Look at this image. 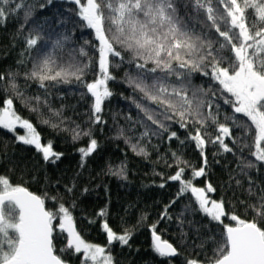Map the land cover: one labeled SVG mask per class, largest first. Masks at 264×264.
<instances>
[{"label":"snow or ice","instance_id":"6c2138e0","mask_svg":"<svg viewBox=\"0 0 264 264\" xmlns=\"http://www.w3.org/2000/svg\"><path fill=\"white\" fill-rule=\"evenodd\" d=\"M72 2L77 6L80 25L93 31L95 43L85 40L78 49H68L65 59V43L71 37L45 39L38 34L41 26L37 25L25 40L32 63L31 69L24 73L25 79L38 82L44 89L50 83L74 81L86 90L82 96L90 94L93 98L90 122L101 124L102 106L113 95L109 88V82L115 80L112 69L125 62L134 67V73L126 72L124 80L139 94L140 99L134 103L142 114L138 122L145 131L136 143L130 137H125V143L137 155L145 157L148 152L140 141L150 138V134L156 137L166 134L169 142L175 139L181 145L194 143L202 158L201 166L197 168L172 152L177 170L167 179L179 183L177 199L189 193L193 198L182 216L197 211L223 227L220 240L212 238L216 245L212 255L205 253L203 259H187L186 264H264V187L257 194L256 182L249 175L251 170L264 166V0H188L185 8L191 7L195 15L186 13L187 19L179 14L177 0ZM21 9L27 22L32 16L31 6H26L23 0H0V21ZM86 46L92 49V55ZM33 51L35 55H31ZM125 54H129L128 59ZM89 73H94V78L86 80ZM17 75L0 74V81L7 79V85L0 86L14 94L2 100L0 128L12 132L18 142L34 146L44 161L54 162L62 153L53 150L51 141L42 143L37 127L15 109L14 99L24 100L16 83ZM195 75L208 78L213 85L205 88L194 84ZM33 99L40 101L39 96ZM221 100L233 113L224 115V122H221ZM53 115L60 116V112L53 111ZM241 118L246 119L241 121ZM173 124L187 133L184 140L171 130ZM17 127L24 130L23 135L17 133ZM51 127L59 125L51 124ZM234 129L242 130L244 137L234 136ZM70 131L74 141L88 138L87 146L78 149L83 167L86 158L98 148V142L91 128L84 130L76 125ZM118 135L124 136V129ZM249 135L251 143L247 142ZM209 144L218 145L223 153L236 155L237 175L248 179L246 191L256 197V203L248 205L253 212L251 219L229 213L223 198H213L217 189L210 182L196 185V179L206 176L205 150ZM187 170L191 176L185 179ZM124 172L122 164L113 174L123 176ZM235 183L242 186L240 179ZM67 191L71 192L72 188ZM46 198L14 184L10 176L0 173V264H67L63 253L69 250L82 253L81 264H115L108 246L114 241L127 244L130 232L117 234L105 220L102 228L108 245L89 242L77 229L69 207L59 203L55 210H49L45 207ZM175 202L165 207L161 219H171L168 208ZM191 203L196 205L195 209ZM98 215L104 217L107 212L102 209ZM225 219L234 223H225ZM151 230L152 247L159 256L178 255L177 248L161 238L156 224ZM63 234L66 245L58 250L55 240Z\"/></svg>","mask_w":264,"mask_h":264},{"label":"trees","instance_id":"16d2710c","mask_svg":"<svg viewBox=\"0 0 264 264\" xmlns=\"http://www.w3.org/2000/svg\"><path fill=\"white\" fill-rule=\"evenodd\" d=\"M23 3L32 7V16L27 22L24 9L0 21V74L7 77L10 72L18 73L16 83L24 100L14 99L16 111L37 127L42 143L51 141L53 150L62 155L54 162H46L34 146L18 142L12 132L0 128V173L10 176L14 184H20L47 197L45 207L49 210H55L59 203H64L72 211L77 229L89 242L108 245L106 232L102 228L105 220L117 234L125 230L130 232L127 244L114 241L108 246L115 264H186V260L190 258L203 259L205 253L211 256L212 249L216 246L212 238L220 240L222 225L210 222L197 211L182 216L185 206L193 198L189 193L177 199L180 185L167 179L177 170L172 152H177L197 168L201 166L202 158L194 143L186 142L181 145L179 140L169 142L166 134L163 137L150 134V138L145 137L140 141L148 152L147 157L137 155L125 143V137H130L131 142L136 143L140 134L145 131L144 126L138 122L142 119V114L134 103L140 99L139 94L134 93L124 80L126 72L135 71L126 62L112 69L115 80L109 82V88L113 95L102 106L101 116L104 122L101 124L90 122L93 98L90 94L82 96L81 93L86 90L74 81L67 84L50 83L44 89L38 82L26 80L24 73L31 69L32 63L25 40L37 25L41 26L38 34L45 39L50 37L55 40L62 35L71 37L65 43V59L68 49H78L84 45L85 40L95 43V39L92 30L80 25L76 16L77 6L72 0H23ZM187 3L188 0H177L179 14L186 19V13L195 15L191 7L185 8ZM200 19H203V15ZM48 46L50 47V42ZM86 48L89 55H92V49L88 46ZM31 55H35V52ZM125 56L126 59L129 58V54ZM80 59L85 62L87 60ZM93 78L94 73L85 77L86 80ZM193 83L205 88L213 85L211 80L199 75L193 77ZM0 85H7V79L0 81ZM7 95L14 94L11 91L5 92L0 86V107ZM37 96L40 97L39 102L33 99ZM45 100L47 103H44ZM219 103L221 122H224L223 116H231L233 113L230 106L224 105L222 100ZM32 108L37 111H31ZM53 111H59L60 116L53 115ZM244 119L246 118H241V121ZM42 120L50 123L43 124ZM51 124L59 127L53 128ZM76 125L84 130L91 128L92 135L98 142V148L86 158L83 167L78 149L87 146L89 141L88 138L78 141L72 139L70 129ZM121 128L124 129V136L118 135ZM171 130L176 131L181 140L186 138L187 133L178 125L173 124ZM16 131L24 134L23 129L18 128ZM210 131L214 132L213 129ZM233 135L244 137L240 129H234ZM251 139L249 135L247 142L251 143ZM205 151L208 160L206 176L196 179V185L203 186L210 182L217 189L213 198H223L229 213L235 212L241 218L251 219L253 212L248 205L256 203V197L249 196L246 191L249 187L248 179L237 175L236 155L223 153L218 145L212 144ZM122 164L125 166L124 175H114V171ZM168 164L173 166L168 167ZM249 175L256 182L255 190L259 194V189L264 187V166H260L259 170H251ZM190 176L191 171L187 170L185 179ZM236 179L241 180L242 186L236 185ZM161 184L164 187H160ZM69 187L72 188L71 192L67 191ZM51 197L57 199L52 200ZM173 200L176 201L175 204L168 208L171 219H161L165 207ZM191 207L195 209L196 205L191 203ZM102 209L107 212L104 217L98 215ZM224 222L234 223L228 219ZM153 224H156V230L162 239H167L177 248L178 255L174 258L161 257L154 251L151 230ZM55 244L58 250L65 247L66 234L59 235ZM202 244L203 248L200 247ZM63 258L69 264H81L82 253L74 254L69 250L63 253Z\"/></svg>","mask_w":264,"mask_h":264},{"label":"water","instance_id":"95a60500","mask_svg":"<svg viewBox=\"0 0 264 264\" xmlns=\"http://www.w3.org/2000/svg\"><path fill=\"white\" fill-rule=\"evenodd\" d=\"M66 1H70V0H66ZM175 256H173V257H167V258H174ZM67 264H69V263H67Z\"/></svg>","mask_w":264,"mask_h":264},{"label":"rangeland","instance_id":"374dc122","mask_svg":"<svg viewBox=\"0 0 264 264\" xmlns=\"http://www.w3.org/2000/svg\"><path fill=\"white\" fill-rule=\"evenodd\" d=\"M19 127H17V129H18Z\"/></svg>","mask_w":264,"mask_h":264},{"label":"bare ground","instance_id":"6f19581e","mask_svg":"<svg viewBox=\"0 0 264 264\" xmlns=\"http://www.w3.org/2000/svg\"><path fill=\"white\" fill-rule=\"evenodd\" d=\"M162 238V237H161Z\"/></svg>","mask_w":264,"mask_h":264}]
</instances>
